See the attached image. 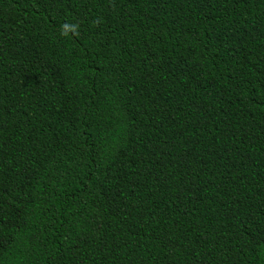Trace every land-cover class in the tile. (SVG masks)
Listing matches in <instances>:
<instances>
[{
    "label": "trees",
    "instance_id": "1",
    "mask_svg": "<svg viewBox=\"0 0 264 264\" xmlns=\"http://www.w3.org/2000/svg\"><path fill=\"white\" fill-rule=\"evenodd\" d=\"M0 264H264V0H0Z\"/></svg>",
    "mask_w": 264,
    "mask_h": 264
}]
</instances>
